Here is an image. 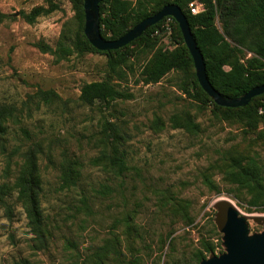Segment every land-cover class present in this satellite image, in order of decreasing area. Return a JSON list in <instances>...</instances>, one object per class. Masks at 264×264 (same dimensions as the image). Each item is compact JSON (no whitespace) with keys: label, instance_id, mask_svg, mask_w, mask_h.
Listing matches in <instances>:
<instances>
[{"label":"rangeland","instance_id":"obj_1","mask_svg":"<svg viewBox=\"0 0 264 264\" xmlns=\"http://www.w3.org/2000/svg\"><path fill=\"white\" fill-rule=\"evenodd\" d=\"M146 7L150 13L158 4ZM137 8L129 0V9ZM80 12L76 0H0V105L11 108L0 183L13 186L33 156L43 215L38 234L16 191L8 192L7 206L0 205V264H199L200 254L226 250L217 224L221 201L235 206L249 235L262 232L264 210L249 206L245 192L233 197L221 157L253 158L264 176V121L245 132L199 94L191 62L145 82L159 53L186 57L173 20L111 56L77 46L84 41ZM109 14L105 3L102 17ZM214 24L222 30L218 17ZM239 49L230 61L258 67ZM93 81H107L123 96L84 103L80 89ZM187 118L196 129L182 126ZM109 156H122L125 168H110ZM67 161L80 171L68 187L61 179Z\"/></svg>","mask_w":264,"mask_h":264},{"label":"trees","instance_id":"obj_2","mask_svg":"<svg viewBox=\"0 0 264 264\" xmlns=\"http://www.w3.org/2000/svg\"><path fill=\"white\" fill-rule=\"evenodd\" d=\"M151 1L158 4V7L148 13L146 4ZM196 1L203 5V10L194 14L190 12V3H196ZM76 3L80 6L81 17L83 16L84 21L83 0H76ZM105 3L109 4L110 11L107 18L102 17ZM170 3L179 6L185 14L197 46L203 55L207 78L220 94L237 97L252 87L264 83V0H137V12L132 11L135 9H129V0H101L99 3L100 33L105 39H117L142 19ZM131 11L134 13L131 14ZM133 17H135V21L130 25L129 23ZM216 17L221 22V31L214 24ZM167 18L176 23L172 17H165L130 43L159 27L162 21ZM176 25L183 41L178 24L176 23ZM103 26L111 30L112 37L105 36ZM83 37L84 41L77 45L81 50L99 51L89 43L84 31ZM130 43L119 49L102 52L112 56L114 52L121 51L122 55L124 48ZM184 47L186 57L177 51L159 53L151 66L145 71V82H156L169 71L181 69L187 62H191L193 65L185 43ZM239 47H244L251 53L249 61L258 64V67L249 69L245 68L239 60L230 61L237 52H240ZM63 52L70 54L71 49L67 47ZM225 65L229 66L227 70L224 69ZM194 83L199 94L208 98L217 109L222 110L228 116L236 117L238 121L242 122L245 132L256 128L259 121H264V113H259L260 109L264 111V93L253 97L244 106L223 107L214 103L202 90L196 76ZM122 96V92L107 81L89 82L80 89V99L84 103L94 101L110 102ZM10 109V106L0 105V152H3L6 147V127L4 123L11 115ZM182 126L190 129L197 128V125L191 122L189 118ZM221 158L226 169L224 177L230 184L234 185L231 191L233 197L238 198L241 192H245L250 197L248 200L249 206L255 210H264L263 167L253 158L244 160L242 155L231 154L228 151L224 152ZM108 159H110L108 163L110 168L118 167L119 172L122 171V167H124L122 156H109ZM25 162L26 165L17 174L13 184L14 187H8L6 183H0V205L7 206V194L11 190H15L17 199L23 205L26 217L40 234L43 218L40 203L41 180L33 156L27 155ZM93 162L97 164L98 161L94 160ZM76 165L77 163L73 161H67L65 167L62 168L61 179L63 185L68 187L77 182L80 171ZM212 250L211 246L207 249L209 252ZM199 256L200 261L204 259L202 254Z\"/></svg>","mask_w":264,"mask_h":264},{"label":"water","instance_id":"obj_3","mask_svg":"<svg viewBox=\"0 0 264 264\" xmlns=\"http://www.w3.org/2000/svg\"><path fill=\"white\" fill-rule=\"evenodd\" d=\"M101 0H83L84 34L89 43L99 51L119 49L139 37L148 28L165 17H172L182 34L183 41L192 58L195 76L202 90L219 106L240 107L264 93V83L256 85L237 97L220 94L209 82L203 55L197 46L185 14L176 4L170 3L161 7L152 15L142 19L117 39H105L99 29V3ZM219 213L217 224L223 233L226 250L224 253L203 259L199 264H264V230L248 234L245 219L238 215L232 203L221 201L217 204Z\"/></svg>","mask_w":264,"mask_h":264},{"label":"built area","instance_id":"obj_4","mask_svg":"<svg viewBox=\"0 0 264 264\" xmlns=\"http://www.w3.org/2000/svg\"><path fill=\"white\" fill-rule=\"evenodd\" d=\"M190 11H191L192 13H197V12H199V9H198L197 5H195V3H190Z\"/></svg>","mask_w":264,"mask_h":264}]
</instances>
